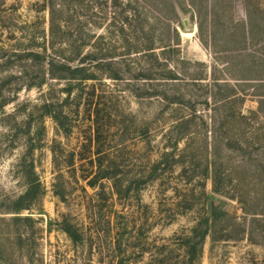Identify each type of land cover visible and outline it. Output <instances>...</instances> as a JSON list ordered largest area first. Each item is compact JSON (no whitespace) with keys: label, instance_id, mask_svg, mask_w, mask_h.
I'll use <instances>...</instances> for the list:
<instances>
[{"label":"rangeland","instance_id":"obj_1","mask_svg":"<svg viewBox=\"0 0 264 264\" xmlns=\"http://www.w3.org/2000/svg\"><path fill=\"white\" fill-rule=\"evenodd\" d=\"M43 4L0 0V56L27 50L37 36L41 47L47 43ZM144 7L178 32L179 38L173 31L166 37L175 52L164 57L176 80H166L165 66L140 62L136 69L153 67L161 80L136 79L133 70L122 82L99 75L83 90L73 84L68 135L42 117L40 106L51 88L52 96L65 98L69 82L28 89L26 78L0 93V106L10 99L0 108V264H161L163 244L200 235L206 223L197 264H264V0H144ZM247 14L255 28L246 41ZM159 33L155 40L163 44ZM2 64L0 89L22 67ZM98 108L103 169L117 175L121 195L108 179L88 187L98 172L90 142ZM24 156L44 193L15 214L30 182L18 172ZM212 206L227 217L216 216ZM65 218L80 229L82 243L60 230ZM179 255L185 259V251Z\"/></svg>","mask_w":264,"mask_h":264},{"label":"trees","instance_id":"obj_2","mask_svg":"<svg viewBox=\"0 0 264 264\" xmlns=\"http://www.w3.org/2000/svg\"><path fill=\"white\" fill-rule=\"evenodd\" d=\"M43 7L49 13L48 41L41 47L36 43L38 36L34 35L36 37L33 39L35 44H30L27 50H14L12 53L7 54L6 52L0 56L3 62L2 66L6 69L14 64L22 66L18 72L19 77L9 75L8 78H5L0 93L5 89L11 93L8 89L13 81L18 83L26 78L29 80L28 89H42L48 81L69 82L67 87L62 90V93L66 95L65 98L58 100L52 96L55 89L51 88L43 96L44 100L40 106L42 117L52 119L64 134L70 133L69 115L66 109L70 107V99L75 89L73 84L83 90L85 83L99 80V75H104L105 79L111 81L122 82L126 74L132 73L133 70L138 73L136 79L149 82L161 80L153 74V67L136 69V66H141L140 62L152 64V66H165L168 70V60L164 57L168 53H174L175 48L172 45H167L165 39L167 36L169 37L171 31L175 32L179 38L178 32L172 28L168 20L146 11L144 0H44ZM149 16L153 17V23L149 22ZM244 27L248 32L244 35V39L247 41L248 36L250 33L252 36V30L255 28L250 14H247V23L242 24V28ZM102 29H105L106 32L104 36L98 35ZM158 30L163 37V44H157L155 40ZM106 39L109 40L107 44L103 42ZM41 49L42 51H39ZM157 49L161 50V54L156 53ZM244 51L247 52L248 49H244ZM165 77L168 81L176 80L175 74L170 70ZM241 80L253 82L257 79L242 78ZM9 103L10 99L7 98L0 108L3 109ZM100 113L98 108L95 111L94 135L90 138V142L95 145L94 156L96 157L92 164H97L98 172L93 179L89 180L88 187L94 189L98 180L108 179L113 181L115 191L121 195L122 186L117 175L108 169H103L106 154L103 151L104 131L99 118ZM174 129H178V126ZM180 139V136L176 138L175 148L178 147ZM186 151H188L187 147L182 152ZM31 152L32 148L29 149L28 154ZM51 152L56 165L59 163L57 151L52 148ZM165 156L169 155L165 154ZM70 163L72 166L73 157ZM18 164L19 174L24 179H29L30 182L24 195L17 200L15 214L31 209L33 201L39 200L44 193L42 184L34 171V165L27 162L26 156ZM57 166L59 167L58 164ZM157 169V166L154 167L149 180L156 177ZM217 183L215 176L213 178L215 192H218ZM61 199L65 198L61 196ZM212 211L216 216L219 215V218L227 217V213L217 212L214 206H212ZM18 219L21 218L16 217V220ZM25 220L30 221V218H25ZM206 225L208 230V223ZM59 226L73 244L83 242L84 236L80 229L67 218L63 219ZM207 230L200 235L194 231L193 236L188 237L184 242L181 241V244L176 246L163 244L161 250L165 256L161 264H197L203 251L202 245ZM182 250L185 251V259L180 255L175 256L177 251L179 253Z\"/></svg>","mask_w":264,"mask_h":264},{"label":"water","instance_id":"obj_3","mask_svg":"<svg viewBox=\"0 0 264 264\" xmlns=\"http://www.w3.org/2000/svg\"><path fill=\"white\" fill-rule=\"evenodd\" d=\"M185 25H187V22H186V21H185ZM224 206H225L224 203H221V204H220V207H221V208H224Z\"/></svg>","mask_w":264,"mask_h":264}]
</instances>
